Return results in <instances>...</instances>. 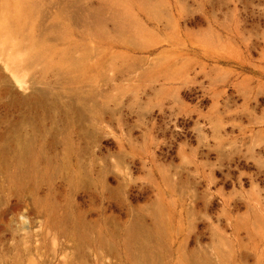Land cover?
I'll use <instances>...</instances> for the list:
<instances>
[{
	"label": "rangeland",
	"instance_id": "374dc122",
	"mask_svg": "<svg viewBox=\"0 0 264 264\" xmlns=\"http://www.w3.org/2000/svg\"><path fill=\"white\" fill-rule=\"evenodd\" d=\"M0 264H264V0H0Z\"/></svg>",
	"mask_w": 264,
	"mask_h": 264
}]
</instances>
